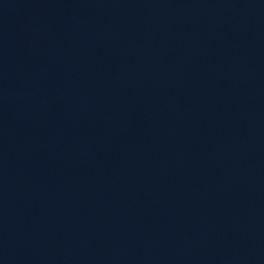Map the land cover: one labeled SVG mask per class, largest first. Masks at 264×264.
Returning <instances> with one entry per match:
<instances>
[{"label": "water", "instance_id": "1", "mask_svg": "<svg viewBox=\"0 0 264 264\" xmlns=\"http://www.w3.org/2000/svg\"><path fill=\"white\" fill-rule=\"evenodd\" d=\"M0 264H264V0H0Z\"/></svg>", "mask_w": 264, "mask_h": 264}]
</instances>
